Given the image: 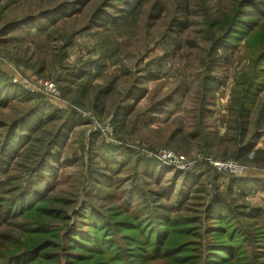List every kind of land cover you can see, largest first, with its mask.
<instances>
[{
	"label": "rangeland",
	"instance_id": "obj_1",
	"mask_svg": "<svg viewBox=\"0 0 264 264\" xmlns=\"http://www.w3.org/2000/svg\"><path fill=\"white\" fill-rule=\"evenodd\" d=\"M126 1L120 9L116 0H0V88L31 95L0 105V142L8 126L40 102L41 112L53 116L11 161L5 176L11 183L0 189V198H9L10 190L29 180L50 199L34 209L36 197L10 226L0 224V233L10 236L0 247H14L12 253L45 248L16 264H67L81 254L88 256L80 264H245L253 252L261 255L264 225L231 218L211 223L204 211L215 192L237 212L264 208V193L237 195L229 185L233 177L264 180V127L259 139H250L264 107V17L258 19L257 11L259 3L264 10V0ZM59 5L74 13L47 22ZM101 8L106 22L94 16ZM235 18L250 29L239 22L235 39L218 51L220 59L208 61ZM176 22L186 24L182 31ZM209 77L214 91L204 103ZM254 80L262 89L250 99L247 136L239 143L232 130L239 99ZM72 112L81 125L62 131ZM246 142L254 148L235 159ZM163 153L174 160L161 159ZM44 159L51 167L36 181L31 171ZM213 162H232L239 172L216 169ZM189 174L197 185H184ZM174 179L173 192L181 188L182 196L180 212L170 218L180 219L149 230L150 222L127 221V210L137 206L170 208L160 194L172 191ZM232 227L234 237L228 236ZM75 235L77 246H67ZM44 238L53 243L44 244ZM123 254L127 258L118 261Z\"/></svg>",
	"mask_w": 264,
	"mask_h": 264
},
{
	"label": "trees",
	"instance_id": "obj_2",
	"mask_svg": "<svg viewBox=\"0 0 264 264\" xmlns=\"http://www.w3.org/2000/svg\"><path fill=\"white\" fill-rule=\"evenodd\" d=\"M117 2H120V9H122L121 5H128V1L126 0H116ZM125 1V2H124ZM141 0H136V3L140 2ZM80 1L76 2V5H79ZM75 5V9L77 6ZM257 6L258 7V19L261 17H264V10L260 11V6H263V3H259ZM245 7H248V5H245ZM260 8V9H259ZM74 13V8L68 5H59L55 9H52L48 12V14L45 17V20L47 22H53L56 20V18H63L67 15L73 14ZM239 13L240 10H239ZM44 15V14H43ZM96 19H100L103 22H106L109 20L108 14L103 10V8L99 9L95 15ZM44 18V17H42ZM241 23L243 28L250 29V26L247 25V23L244 22V20H237L236 18L232 21H230V26L224 31L222 39L220 37V40H218L215 44V46L212 47V50L207 53L208 56V61L215 62L217 59H220V54L219 50H225L228 48V43H231L236 37L237 31H239V26L238 23ZM17 24H8L4 31L1 32L2 34H5L7 31L10 29L16 27ZM186 24L176 22L174 26L177 28V30L182 31V29L185 27ZM28 26V24H22L21 27ZM44 27V24L38 25V29H42ZM238 41V40H235ZM149 78L155 79L154 75H149ZM146 82V81H145ZM143 82V83H145ZM214 84H215V79L214 77H209L205 83L204 86V93H205V98L203 99V102H209L210 99L213 96V91H214ZM262 89V86L254 80L250 86L245 88L244 94L241 96L239 99L240 102V107L239 111L237 113V119H236V127L235 129H232L234 132H236V137L238 139V142L240 143L245 136H247V127H248V115L250 113V99L253 98L257 91H260ZM28 97H31L28 93L21 89H15L12 86L8 88H0V105L3 106L7 104L8 102H11L18 98L19 100ZM134 99L139 98V96H133ZM41 106H44L43 104H38L36 107L26 116L20 118L17 122H13V124H10L8 126V130L6 131L5 137L3 141L0 142V189L8 188L11 181L10 177H5L7 174V171L9 170V165L12 160L17 158L22 151H24L28 145L29 138L34 134L36 129H38L41 125L46 124L49 120L50 117H53L52 115L49 114H43L41 112ZM206 108H203V111ZM261 111L257 114V118L254 122L253 125V133L250 134V139L251 140H257L261 137L263 133V127H264V107L260 109ZM209 112V110H208ZM210 113V112H209ZM74 126H79L81 125V118L76 114L75 112H72V114H69L68 118H66L65 124L62 127V131H65L66 129H69L70 125ZM2 125L0 124V127ZM59 140V138H58ZM58 140L56 141V144H58ZM254 148V144L252 142H246V144L240 149L236 150L235 153H238L240 156H237L235 159H238L242 155L245 156L247 153L252 151ZM254 153V158L260 152L257 150ZM253 158V159H254ZM49 159L56 160L55 157L50 156ZM43 160L38 166H36L31 172H34V175L37 179H41L42 177L40 174L42 173L44 167L46 165L47 168H50L51 164L49 161ZM111 163H114L112 160L110 162H105V170L106 171H111ZM177 180L179 174L174 175ZM191 176V177H189ZM174 179L173 185H172V191L169 192L166 191L164 193H161L160 196L163 197L164 199H167V206L170 208L162 209V210H157L155 207L156 204H151L154 210L147 208V206H137L134 208H131L127 210V221L131 222L134 221L132 225H136L137 221L140 220H145L146 222H150V227L148 230L153 227L155 224L160 223L161 221H170V222H175L176 220L180 218H176V216H171L170 218V213H173L175 210H180L177 202V199L179 200V197L182 196L181 188H178V192H173V190L176 188V181ZM183 179V178H182ZM184 185L190 182H193V185H197L196 179L189 174L188 176H185L184 179ZM183 183H181L182 186ZM229 185L231 186L232 189L236 190L237 195H242V196H247V195H254L258 193H264V180L261 179H250V178H245V177H233L229 180ZM33 182L29 180H25L23 186H16L14 187L11 191L12 196L9 198H0V224L4 226H10V222L14 220L15 218L11 219L12 217H15L18 214L26 213L28 210L27 204L31 202L34 198L38 197L39 199V204L34 207L36 208H42V204L46 201L48 202L49 197L45 196V191H37L35 192L33 190ZM17 190H19L17 193ZM163 192V191H162ZM137 193L136 191L133 192ZM216 194L212 197L210 203L207 205L204 213L207 218V221H214L211 223H218L219 221L223 219H235V220H242V219H251L253 221H257L259 223H262L264 225V208H254L249 210L248 212H245L244 210H239L234 211L231 206L228 205L226 200L222 198L218 192H215ZM17 202V204H16ZM247 205V204H245ZM175 212H180V211H175ZM182 212V211H181ZM185 220V219H183ZM40 223L38 227H40ZM217 230H221L224 228V226H216ZM155 231L156 234V229L152 228ZM162 229V228H158ZM215 229V230H216ZM213 230L215 233L216 231ZM235 230L234 227L228 232V236L234 237L236 234L233 232ZM40 235H44L41 232H37ZM153 235V234H152ZM214 235V234H212ZM10 238L9 234L5 232L0 233V243L6 239ZM72 243L69 244L67 243V246H77L78 240L77 235L72 236ZM44 244L45 243H53L50 242V238H44ZM107 239H110L107 237ZM13 244V243H12ZM49 246L46 247H50ZM86 245V244H85ZM88 245V244H87ZM79 248V247H78ZM45 248L39 249H33L32 251H19L17 253H12L14 250V247L12 250H8L7 248H3L2 246L0 247V264H16V262H20L23 260L24 257H31L32 255L36 256L40 251H42ZM52 248H48V251L51 250ZM261 249V248H260ZM263 250L260 251L261 255H257L258 252H253L249 257L248 260L245 262V264H264V248ZM46 251V250H44ZM12 253V254H11ZM45 253V252H42ZM88 256V254H81V257L78 261V256H74L73 258H68L67 264H80L84 263L86 260H84ZM116 258L118 261H123L125 258L124 254L122 255H117ZM42 262V261H41Z\"/></svg>",
	"mask_w": 264,
	"mask_h": 264
},
{
	"label": "built area",
	"instance_id": "obj_3",
	"mask_svg": "<svg viewBox=\"0 0 264 264\" xmlns=\"http://www.w3.org/2000/svg\"><path fill=\"white\" fill-rule=\"evenodd\" d=\"M41 83L43 84V86L45 87L46 90L51 91V92H54V86H53L52 83L47 82V81H44V82H41ZM171 158L172 157H171L170 154L163 153L161 155V159H163V160H168V159L170 160ZM213 165H214V168H216V169L228 170L231 173H236V174L239 172L238 171V166H236L232 162H226V163H216V162H213Z\"/></svg>",
	"mask_w": 264,
	"mask_h": 264
}]
</instances>
